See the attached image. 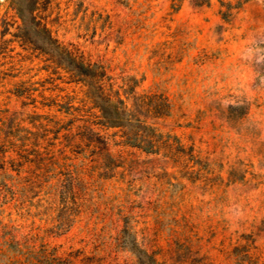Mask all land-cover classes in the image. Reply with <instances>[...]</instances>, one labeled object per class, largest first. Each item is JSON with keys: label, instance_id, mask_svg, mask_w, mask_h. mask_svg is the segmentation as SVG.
Instances as JSON below:
<instances>
[{"label": "rangeland", "instance_id": "obj_1", "mask_svg": "<svg viewBox=\"0 0 264 264\" xmlns=\"http://www.w3.org/2000/svg\"><path fill=\"white\" fill-rule=\"evenodd\" d=\"M0 264H264V0H0Z\"/></svg>", "mask_w": 264, "mask_h": 264}, {"label": "trees", "instance_id": "obj_2", "mask_svg": "<svg viewBox=\"0 0 264 264\" xmlns=\"http://www.w3.org/2000/svg\"><path fill=\"white\" fill-rule=\"evenodd\" d=\"M114 119H115V117H114ZM137 137H136V135L134 136V139H136ZM130 140V139H129ZM129 142H131L130 144H131V146H136V143H135V141H133L132 142V139L129 141ZM149 150H152V147H149Z\"/></svg>", "mask_w": 264, "mask_h": 264}]
</instances>
